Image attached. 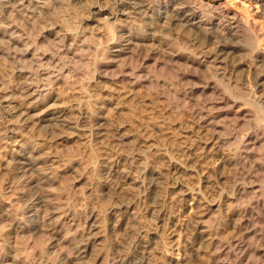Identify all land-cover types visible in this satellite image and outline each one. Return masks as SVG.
<instances>
[{"label":"rangeland","instance_id":"rangeland-1","mask_svg":"<svg viewBox=\"0 0 264 264\" xmlns=\"http://www.w3.org/2000/svg\"><path fill=\"white\" fill-rule=\"evenodd\" d=\"M88 1L92 2V0H80L78 6L76 5V7L74 6L75 9L70 10L71 13L63 5L61 6L65 9L54 3L49 4V8L45 9L46 11L43 10L37 13L34 16L35 18L33 17L30 20V23H32L30 25L33 27L31 29L33 35L45 34L39 47L43 48L48 54L58 52L61 43L56 40L52 41L53 36L42 32L44 30L49 31L56 26L59 29V34H61V31L62 34L69 32L70 36L78 39V35L83 34V27L78 26V18L81 12L89 11L90 3ZM155 1L157 2L155 3ZM159 2L154 0L156 5ZM48 9L49 11H47ZM88 11L86 14L90 13ZM16 21L19 22L17 19ZM167 36L168 34L163 35L164 39L161 38L160 42H155L152 46L146 47L143 52L139 53L140 55L138 54V57H135L136 59L129 58L126 60L124 64L133 76L131 80H122L117 82V85L103 80L104 76H110L109 71L112 69V63L109 61L110 65H108L106 57L93 53V47H96L99 42L98 36H93L84 40L79 39L80 42L77 43L78 46H76L73 55H61V66L66 69V72L59 76V79L53 85L49 81H42L46 88H51L49 91L50 96L58 98L57 101L50 100L49 104L64 108L68 112V116L74 122L77 121V127L81 128L78 121L83 114L87 113L93 114L92 116L102 119L105 123L107 122L102 125V130L98 133L87 129L88 132L87 130L78 131V135H75L76 132L67 131V135L62 140H58V138L48 139L34 130L33 132H24L26 136H23V138L28 144H34L42 155H53L55 159L53 166L61 169L58 173L57 185L55 184L52 189L51 187H44L45 191L48 189L50 193L52 192L48 198L56 205L62 219H59L61 222L59 243L50 256L53 260L49 257L52 262L57 260L55 263L65 262L64 264H70L69 259L73 255V244L85 238L84 236H86L91 223L90 218L93 215H97L95 221L96 231L100 236H104L108 243L115 245L125 237V230L130 218L125 213L124 207L128 202L127 190L130 185H128V181L121 182L117 176H113L111 166L114 164L120 171L124 170L125 158L123 157L130 142H120L117 141V138L120 134H128L134 137L133 143H136H132L133 146L135 145L133 153L138 152V150L144 151L145 160L147 159L146 162L149 167L159 172L158 182L161 195L159 194V197L152 200V203L150 202L151 199H147L144 202L139 201L135 204L139 221L136 230L141 229V233L154 230L157 234L150 246L151 264H168L165 254L172 255L173 252L174 254L175 252L178 253V256H181L179 258L187 264H210L209 261V263L206 261L208 254L206 255L200 250L197 233V220L199 219L195 216L183 219L184 213H182V202L178 196V183H182L185 185L184 187L195 188L198 190V196L200 194L201 199L212 200L218 204V208L211 212V217L202 220L208 227L210 234H212L211 236L218 237V239H223V237L226 239L228 235L234 232L231 229L230 221L236 218L241 207L249 206V202H253L258 196L261 204L258 205V208L256 206L253 209L254 214L248 216L250 219L254 218L251 223L253 228L256 229L254 235H251L248 239L250 240L251 257H249V254L247 257L239 259L238 256L233 257L235 251L234 253L224 251L220 257L215 255V259L223 262L227 258V262H223L224 264H227L228 261L230 264L232 262L234 264H245V261L246 264H264V257H261L264 251V212L261 209L262 200L264 199V103H262L264 102V93L256 92L255 96L248 92L246 85L240 82L242 80H238V78L241 79L239 77L240 69L236 71L239 73L237 77L235 72H230L232 67L229 68V66L237 65L240 60L239 56L238 58L237 56L233 57L235 59L228 62L225 70L210 68L207 64L200 66L192 61L194 50L187 42L185 44L184 41L179 40L174 42L172 40L174 37ZM150 48H154L155 52L151 53ZM7 49V45L0 38V97L10 95L20 103L22 99L18 96L17 83L19 84L22 78L19 77L17 70L21 68V71L27 69L25 71L34 72L45 69L47 66L36 67L28 62L11 60L7 56L10 50ZM173 53L180 57L173 58ZM232 62L233 64H231ZM136 72L138 74H135ZM252 81H254L253 78L250 80V83H252L250 85L254 89L255 83ZM205 86L207 88L202 91V87ZM234 101L239 103L240 109L243 110L242 113L239 112L237 115L234 112L231 113ZM200 109L202 113L209 114L211 112L210 115L212 113L213 115L216 114L214 122L218 127L220 125L219 128L217 127L218 131L216 130L219 132L220 129V132L213 136V140L220 139L221 145L208 146L207 153L212 147V150L208 153V158H202L204 156H200L201 149L198 150L203 140L208 141L209 138L206 139L205 136H210L204 128L201 130L198 122H196L201 115L199 114L201 113ZM194 112L195 114H193ZM196 113L199 116H196ZM205 113L202 115H206ZM194 115L197 118H193ZM4 117L5 114L0 108V120ZM70 132L74 134L71 135ZM250 132L254 137L256 136L255 139L258 143L253 148L254 150L252 148L245 151L241 149L244 152H241L243 153L241 154L242 157L239 158V163L235 168V171L241 172L239 173L243 176V180L240 179V175L238 176L239 173L235 172L237 176L234 177L227 167L221 168L219 166L214 171L210 168L212 160L231 154L234 148H238L240 138ZM220 153L226 154L221 155ZM65 165H71L72 169L62 170ZM176 165H182L184 168L176 171ZM2 171H0V197L1 199L3 197L2 200L0 199V243H4L14 250L18 260L12 264H26V262L27 264H38L39 260H36L39 259L37 253L39 248L44 245V241L47 242L49 236L46 233L38 236H32L30 233L20 235L9 229L10 220L22 208L23 200L13 199L10 204V199L13 197H10L11 193H7V190L9 191V187H12L16 181V170L6 167ZM246 174L248 175L245 176ZM249 174H251V177ZM234 180L239 181L238 183H244L245 181L248 193L237 201L229 203L226 199L231 194ZM251 186H254V188ZM260 192L261 194H259ZM140 193H143L142 190ZM66 207L67 211L65 210ZM256 212L259 214L262 212L263 216L257 218L255 216ZM70 217L72 218L70 219ZM70 220L72 221L68 222ZM45 223L47 224L46 220H44V225H46ZM40 224L43 225L41 220ZM139 227L141 228L139 229ZM57 256L59 258H56ZM33 258H36V261ZM217 262L215 260L216 264L222 263ZM42 263L39 262V264Z\"/></svg>","mask_w":264,"mask_h":264},{"label":"bare ground","instance_id":"bare-ground-1","mask_svg":"<svg viewBox=\"0 0 264 264\" xmlns=\"http://www.w3.org/2000/svg\"><path fill=\"white\" fill-rule=\"evenodd\" d=\"M158 1L161 2H159L158 5L155 4L157 1L154 3V0H92L91 3L88 1V3H90V5L88 4L89 11L86 10V12L88 11V13H90L86 14L85 11L81 12L78 18V26L80 25V27H83V34L78 35V39L70 36L68 34L69 32L62 34L63 32L60 30L61 34H59V29L56 25V27L51 28L49 31L43 29L44 31L42 32L49 36H53L52 41L56 40L61 43L60 49L56 54H48L43 48L41 49L39 47L43 41L41 39L45 34L33 35L31 31L33 27L30 25L32 24L30 23V20L37 13L45 10L49 4L54 3L60 5V7L63 5V7L68 8L70 11L73 10V8L75 9L76 5L78 6L80 0H0V38L10 50V53L7 55L8 58L18 62H28L36 67L47 66L45 69H39L40 71L34 72L25 71L27 69L21 71V68L17 70L19 77L22 78V81L19 82V84L17 83L18 96L22 99V102L20 101V103H18L14 100L15 97H10V95H3L0 97V108L2 109L3 114H5V117L0 120V171L4 170L6 167L16 170V181L12 187H9L7 193H11L10 197H13L10 199V204L13 199H17V201L18 199L23 200V206L21 205L22 208L19 209L20 207H17L19 211L16 213L13 211L15 215L12 213L14 217L10 220L9 229L20 235L23 233H30L32 236H38L46 233L49 236L47 242L44 241V245L42 244L43 246L39 248L37 253L39 259L35 258L37 261L39 260V262H43L44 264L65 263H55L57 260L55 262L49 260L52 251H54L59 243V228L61 223L60 220L62 219L58 208L53 204L52 200L48 198L52 192L50 193V190L48 189L45 191L44 188L45 186L48 188L51 187V189L52 187L54 188V185L58 181L59 170L61 169L53 166V163L55 162L53 155H42L34 144L29 145L23 138V136H26L24 135V132H33L34 130L48 139L58 138V140H62L65 138V135H67V131L76 132L75 135H78V131L83 132L87 129L94 133H98L102 130V125L107 123L100 118L92 116L93 114L91 115L87 113L80 117L78 122H80L81 128H79L77 127V121L74 122L68 116V112H66L64 108L59 107V105L53 106L51 103L49 104L50 100L53 99L54 101H57L58 98L56 96H50L49 91L51 88H46L42 81H49V83L53 85L59 79V76H62V74L66 72V69L61 66V55H73L74 50L77 48L76 46H78L77 43L80 42L79 39L84 40L88 37L98 36L99 42L92 50L95 55L98 53V55L106 57L108 61L105 60L108 62V65H110V62L112 63V69L109 71L110 76H104L103 80L106 82L109 81L113 85H117V82L122 80L132 79L133 76L129 73V68L124 64L127 59L138 57L140 55L139 53L143 52L146 47L149 45L152 46L155 42H160L161 38L164 39L162 36L168 34V36L174 37L175 40L172 39L174 42H177L176 40L181 42L184 41V44L187 42L194 50L192 61L200 66L207 64L210 68H222V70H225L228 62L232 60L233 57L237 56L238 58L239 56L240 60L237 65H228L229 68L232 67V71L230 72H235L237 77V74L239 75V73L236 71H239L238 69H240L239 77L241 79L238 78V80H242L240 82H243L246 85V88L249 90L248 92L253 95H255L256 92L264 93V26H262L264 24V0ZM83 5L85 6V4ZM47 11H49V9ZM71 15L73 16L74 14ZM16 19L19 22H17ZM169 39H171V37H169ZM153 49L150 48L149 51L154 53L155 50ZM172 57L180 56L174 54ZM231 64H233V62ZM55 69L57 70L55 71ZM132 72L134 73V71ZM135 74L138 73L136 72ZM251 78L254 80L252 82L255 83L254 89L251 87ZM206 88L207 86L202 87V91H205ZM231 108H233L231 113L234 112L236 115L239 112H243L237 101L233 102V107ZM197 113L196 116L198 115ZM204 113L205 112L202 113L201 111V113H199L201 115H198V118L195 115L193 118L198 119L196 122H198L201 130L204 128L205 131L210 134L208 137L205 136L206 139L209 138L207 139L208 141L203 140L205 143L202 141V146L200 145L198 148V150L201 149L200 156L202 157L203 155L204 157L202 158H208V153L212 150V147L219 144L221 145L220 139L213 140V136L219 133L220 129L219 132H217L218 126L214 122L216 114L214 113L215 115H213L212 113V115H210L211 112H209V114L205 113L206 115H202ZM193 114H195V112ZM69 134L73 135L74 133L70 132ZM255 137L251 132L243 135L238 142V148H234V151L231 154H227L228 156L226 157H219L220 154H223L220 153L218 155L219 158L212 160L210 168L214 171V169L216 170L219 166L221 168L227 167L228 170L230 169L233 176L236 177L240 172L235 171V168L239 163V158L242 157L241 154L243 153L241 152H244L249 148L253 149L256 146L258 142ZM117 139V141L120 142H130V144H128L129 146L127 145L128 147H126L127 152H125V156L123 157L125 158V166H123L124 170L122 167L121 169L123 171H120L114 164L111 166L113 176H117L121 182L128 181V185H130L127 190L128 202L124 207L125 213H127L130 218V222H128L125 230V237L120 239L121 241L119 240V243L117 242L118 244L111 245L108 243L106 238L100 236L98 231H96L97 228L95 221L97 215H93L90 218L91 223H88L89 228L86 232V236H84L85 238L73 244V255L71 259H69L70 264H151L152 256L150 255V246L154 241L153 238L156 237L157 234L154 230L147 233H141V227H139V231L136 230L139 221L135 210V204L139 201L144 202V200L146 201L147 199H151L150 202L152 203V200L159 197L158 195L161 192L159 190L160 185L158 182L159 172L149 167L146 162L147 159L145 160L144 151L138 150V152L133 153L135 145L133 146L132 143L134 137L128 134H120ZM210 145L212 146L211 150L207 153V148ZM120 147L122 148V146ZM241 149L244 151H241ZM247 152L249 153V151ZM70 168L71 165H65L62 170H69ZM183 168L182 165L175 166L176 171L182 170ZM247 175L248 174L245 176ZM249 175L251 177V174ZM240 179L243 180V176H241ZM238 182L235 180L233 181L231 194H229V197L226 195V200L229 201V203L237 201L240 197L248 193V187L245 185L246 182ZM177 186L179 188L178 196L182 202V213H184L183 219L187 217L192 218L193 216L199 219L197 220V233L201 247L200 250H202L204 254H208L207 262L209 261L210 264L215 263V260L217 262L218 260L215 259V255L220 257L224 251H226V253L229 251L234 253L235 251L236 253H232L233 257L236 258L238 256L239 259L247 257L249 254V257H251L252 254L250 253L251 250L249 248L251 246L249 242L250 240L248 239L251 235H254L253 233H255L256 229L253 228V224L251 223L254 218L250 219L249 215L252 213L254 214L253 209L256 208V206L258 208V205L261 204L260 199L258 200V196L255 199L253 198V202H249V206L245 207V205L238 210L236 218L230 221L231 229L234 232L228 235L226 239L223 237V240L211 236L212 234H210L208 227L202 221L205 218H208L213 210L218 208V204L212 200L208 201L204 200V198L201 199V197H199L200 194L198 196V190L195 188L184 187L185 185L182 183H178ZM254 186L251 187L254 188ZM141 190L143 192L142 194L140 193ZM259 194H261V192ZM262 197L259 198L263 199ZM262 203L261 209L262 212H264V199L262 200ZM66 209L67 207L65 210ZM262 212L260 214L256 212L255 216H257V218L263 216ZM72 217H70V219ZM40 220L43 225L40 224ZM44 220L47 221V224L45 223L46 225H44ZM71 221L72 220L68 222ZM165 255L168 264H187L183 259L179 258L181 256H178V253L176 252L175 254L173 252L172 255ZM261 257H264V251ZM56 258L59 257L57 256ZM226 259H224L223 262H227ZM17 260L18 258L16 257L14 250L7 247L4 243H0V264H12ZM39 262L37 263L39 264ZM218 262L220 263L222 261L219 260ZM228 263L230 264L229 261ZM246 263L247 262L245 261V264ZM232 264L234 263L232 262Z\"/></svg>","mask_w":264,"mask_h":264}]
</instances>
